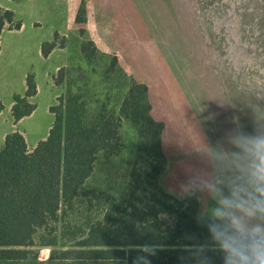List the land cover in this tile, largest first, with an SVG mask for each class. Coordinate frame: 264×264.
Returning <instances> with one entry per match:
<instances>
[{"label": "trees", "instance_id": "1", "mask_svg": "<svg viewBox=\"0 0 264 264\" xmlns=\"http://www.w3.org/2000/svg\"><path fill=\"white\" fill-rule=\"evenodd\" d=\"M219 1L208 2L214 17L221 11ZM125 2L126 14L123 1H118L115 32L143 47L146 40L141 39L139 27L145 28V22L140 3ZM7 25L20 29L23 22L13 10L0 6V50ZM208 27L214 33L213 27ZM55 46V42L45 43L44 55L48 56ZM256 48V64L264 65V48L260 50L258 42ZM154 50L146 55L152 79H132L119 113L102 107L88 122L86 110H73L69 103L65 115L57 116L48 137L32 151L23 133L8 134L0 148V262L30 259L35 253L30 247L42 246L53 247L48 258L51 264H134L144 255L142 246L151 245L156 248V254L148 257L151 264H193L184 250L194 242L189 237L203 242L208 233L196 221L199 202L183 198L179 185L191 169L202 167L199 152L187 153L197 151L195 144L200 142L208 145L210 135L164 54L158 48ZM137 61L140 66V59ZM240 61L244 63L243 58ZM254 70L264 75L262 66ZM227 76L231 85L232 74ZM27 84L25 97L15 96L17 103L37 94L31 75ZM242 84L243 95L238 106H233L231 118H238L251 130L255 109L264 110V93L259 88L264 83L257 84L256 90L252 82L244 80ZM234 95L235 91L232 98ZM3 109L0 99V113ZM13 110L19 121L31 115L35 107L29 105L24 111L16 104ZM124 119L135 128L146 150L156 152L155 161L133 167L125 192L104 202L96 201L104 211L102 217L92 220L89 215L86 221L75 220L82 187L93 174L100 153L112 156L123 150ZM172 138L179 149L165 152ZM175 156L179 158L170 163ZM97 204L94 199L88 200L87 213L94 212ZM209 255L214 256V264H222L220 256Z\"/></svg>", "mask_w": 264, "mask_h": 264}, {"label": "rangeland", "instance_id": "2", "mask_svg": "<svg viewBox=\"0 0 264 264\" xmlns=\"http://www.w3.org/2000/svg\"><path fill=\"white\" fill-rule=\"evenodd\" d=\"M118 1L121 0H71L73 18L68 25L69 32L65 36L57 32L53 41L48 42H55V47H67V64L51 74L48 83H41L43 90L40 95L26 98V102H15V105L24 111L29 105L36 109L42 99L51 95L53 124L60 113L65 115L69 103L73 110L85 109L88 122L102 107L119 113L132 79H152L146 55L158 48L208 131V145H215L234 126L231 117L233 108L238 106L243 95L242 82H252L255 90L257 84L264 83V75L254 70L262 65L256 64L257 42L260 50L264 44V18L255 21L252 9L255 0H233L231 3L220 0L217 5L221 11L216 17L210 9V0H136L140 3L139 10L145 22V28L139 27L141 39L146 40L144 48L134 45L135 40L129 43L122 39V34L115 32L114 16ZM122 1L126 14V0ZM208 26L213 27L214 33ZM6 28L13 27L7 25ZM138 59L140 66H137ZM227 75L233 79L231 85ZM31 77L38 85L36 76L31 74ZM259 88L264 93V86ZM27 90L16 95L24 98ZM233 91L236 96L232 98ZM8 113L6 110L0 118V134L16 129ZM39 117L45 126L49 115ZM2 123L7 126L5 131ZM47 133V130H41L37 136L43 137ZM121 133L124 142L122 152L112 156L100 153L93 174L82 187L75 220L86 221L89 215L92 220L102 217L104 211L98 208L97 203L125 192L135 165L155 161L156 152L146 150L135 128L125 119ZM28 138L31 144L33 138L30 134ZM176 142L172 138L165 152H176L179 149ZM197 152H188L187 155ZM177 156L169 162H176ZM90 199L95 200L97 207L89 214L86 209ZM30 249L35 252L32 258L0 264H51L48 258L53 247L34 246Z\"/></svg>", "mask_w": 264, "mask_h": 264}, {"label": "clouds", "instance_id": "3", "mask_svg": "<svg viewBox=\"0 0 264 264\" xmlns=\"http://www.w3.org/2000/svg\"><path fill=\"white\" fill-rule=\"evenodd\" d=\"M215 145L195 144L202 167L180 183L183 198H195L197 223L207 238L185 246L193 264H264V110L255 109L249 130L233 121ZM134 264H151L156 248L144 245ZM181 259H185L181 257Z\"/></svg>", "mask_w": 264, "mask_h": 264}, {"label": "crops", "instance_id": "4", "mask_svg": "<svg viewBox=\"0 0 264 264\" xmlns=\"http://www.w3.org/2000/svg\"><path fill=\"white\" fill-rule=\"evenodd\" d=\"M0 6L13 10L17 18L22 20L20 29L5 28L1 36L0 50V99L4 103V109L12 118L16 129L0 134V147L6 141L8 134L19 131L27 139L29 149L34 150L38 144L46 139L54 122L51 112L52 96L37 106L31 115L17 121L13 115L15 95L27 90L29 75L34 74L37 78V94L42 93L41 83L49 82L51 74L67 64V47H55L48 56L43 53L45 42L53 41L55 34L67 35L68 25L72 22L71 0H0ZM48 26V29H45ZM32 27V28H31ZM39 28V30H33ZM48 114V120L44 126L38 116ZM1 120V119H0ZM5 123V122H4ZM2 123V130L7 129ZM41 130H47V134L38 137ZM33 142L30 144L28 135Z\"/></svg>", "mask_w": 264, "mask_h": 264}, {"label": "water", "instance_id": "5", "mask_svg": "<svg viewBox=\"0 0 264 264\" xmlns=\"http://www.w3.org/2000/svg\"><path fill=\"white\" fill-rule=\"evenodd\" d=\"M225 1L231 3V1L233 0H223V2ZM252 9H253V12H255V15H254L255 21L258 19L264 18V0H255ZM262 47L264 48V44L262 45ZM263 53H264V49H263ZM261 66L264 68V65H261Z\"/></svg>", "mask_w": 264, "mask_h": 264}]
</instances>
